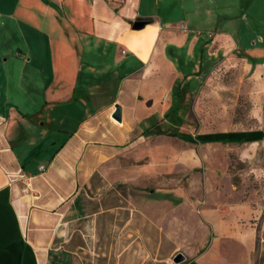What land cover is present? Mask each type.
I'll list each match as a JSON object with an SVG mask.
<instances>
[{
    "label": "crops",
    "instance_id": "1",
    "mask_svg": "<svg viewBox=\"0 0 264 264\" xmlns=\"http://www.w3.org/2000/svg\"><path fill=\"white\" fill-rule=\"evenodd\" d=\"M158 1L164 2L145 0L144 8V0H0V24H17L18 19L29 27L40 24L65 45L55 51L50 33L37 30L48 39L51 83L43 94L44 114L33 117L34 121L17 113L0 84L4 98L0 100V264H174L179 253L185 258L180 264H249L255 232L241 224L251 218L245 203H216V198L194 199V194L188 198L177 187L151 188L137 171L146 154L129 153L132 145L162 139L163 135L145 138V129L156 124L173 128L165 116L177 100L172 96L171 101L172 88L184 79L174 63L166 62L167 79L155 91L148 89L145 83L157 72L154 57L160 52L157 38L150 43L148 34L152 29L157 33L166 30L168 45L186 46L187 57L193 56L199 36L187 42L182 38L188 33L173 38L174 24L154 12ZM179 1L185 11L186 0ZM260 1L264 2H244L251 9ZM192 15L198 16L199 11ZM249 16L254 20L264 17ZM136 19L146 22L137 34L132 29ZM180 26L187 31L190 22L184 20L174 30L178 32ZM109 34L120 36L132 60L126 55L121 69L117 60L99 66L79 64L85 52L75 40ZM220 50L222 54L218 53L207 75L187 79L193 88L189 113L196 109L204 83L219 60L240 59L250 69L247 59L264 57V46L243 49L228 38L211 43L213 56ZM192 56L187 60L192 61ZM196 70L194 65L191 72ZM114 84L115 93L106 95ZM74 90L78 99L72 101ZM115 104L122 109L121 123L111 119ZM50 123L59 124L62 131L48 132ZM257 135L182 136L220 145ZM44 142L46 147L38 158L28 161L29 153ZM191 212L193 223L185 218Z\"/></svg>",
    "mask_w": 264,
    "mask_h": 264
},
{
    "label": "rangeland",
    "instance_id": "2",
    "mask_svg": "<svg viewBox=\"0 0 264 264\" xmlns=\"http://www.w3.org/2000/svg\"><path fill=\"white\" fill-rule=\"evenodd\" d=\"M208 1L186 0V16L179 0L158 1L154 8L159 19L174 24L170 31L173 38L180 39L185 36L182 33H188L186 38H182L187 42L199 35L196 49L191 55L197 72L201 54L203 72L210 69L213 61L218 60V53L221 55L222 51H217L216 56H213L209 49L211 43L219 39L233 40L243 49H262L264 17L254 20L249 15L264 16V2L255 3L250 9L245 5V0H214L213 5ZM142 5L146 8L145 0ZM194 11H199V15H192ZM187 19L190 22L189 29L183 32L178 28L176 32L175 27ZM18 21L20 22L17 24H0V84L9 102L21 108V111H24L23 107L30 101L34 103V110H37L43 101L40 92L49 79L50 68L48 39L39 35L37 30L50 33L53 39L51 48L55 51L64 49L65 45L59 44L50 29L47 31L40 24L29 27L26 21ZM163 29L166 28L163 26ZM158 33L157 29H152L147 36L150 43L157 38L156 48L160 50L154 57L158 65L157 72L148 77L145 83L152 91L156 87L158 89L169 75L166 66V62H170L166 30ZM75 41L85 52L79 60L82 66H99L100 62L112 63L117 60L116 65L121 69L122 59L126 55L132 60V52L120 42V36L109 34L104 38ZM136 41L138 40L134 39L133 42ZM173 47L181 50L182 54L185 53L186 58L191 57H187L186 46L178 47L173 44ZM26 54L28 56L25 59ZM224 59L219 60L218 66L209 74L196 109L189 113L186 120L183 118L186 124L177 133L196 136L220 132H251L258 134V137L241 143L219 145L197 141L189 143L176 136L170 139L160 136L161 140L148 141L145 146L132 145L129 153L146 154L147 159L138 163L142 165L137 166V171L151 188L177 187V191L188 198H192L191 195L194 194V199L202 200L209 196L216 198V203H245L249 212L251 211V218L241 224L255 232V244L249 264H264V261L260 262L264 260V57L247 59L250 69L240 59L233 58L232 61L223 62ZM174 67L176 68L175 65ZM116 85L104 90L106 95L114 94ZM28 89L33 90L31 98L23 93ZM87 92L94 93V89H88ZM41 114L44 112L41 111ZM139 131L140 128L136 133ZM192 215L193 212L185 213V218L191 219L193 223L195 218Z\"/></svg>",
    "mask_w": 264,
    "mask_h": 264
},
{
    "label": "trees",
    "instance_id": "3",
    "mask_svg": "<svg viewBox=\"0 0 264 264\" xmlns=\"http://www.w3.org/2000/svg\"><path fill=\"white\" fill-rule=\"evenodd\" d=\"M171 47V48H170ZM168 52L170 54V57L168 56V59L170 60L171 63H174V65L176 66V69L181 72L182 76H183V80L180 81L179 83L175 84V86L172 88L171 93L173 96V99L176 98V103L173 107V110L167 114L165 116V119H167L168 121L172 122V127L173 128H163V126L156 124L153 125L147 129H145V131L142 133L143 136L149 137V136H167V137H172L174 138L175 136L187 141V142H193L195 143L196 141L192 140V139H188L187 137H184L182 135H180L179 133H177L178 128L184 123L183 122V118L186 114H189V112L191 111V107L190 104L193 100V94L191 95V91L193 90V88L190 86L191 85V81L192 80H188V77L191 78H196L199 76H205L208 74V72L210 71V69L214 66V64H216V61H213V65L210 67L209 70H207L206 72H203V68H202V54L200 55V66H199V71L198 72H191L195 62H193V60H187L188 58H186L185 53L182 54L183 52L177 48H172V46L168 47ZM203 53V50L202 52ZM188 61V62H187ZM184 65H186V67H184ZM192 68V69H191ZM191 70V71H190ZM23 78V77H22ZM24 80V78L22 79ZM51 81V74H49V79L47 81H45L44 86L41 88V92H40V96L43 97L44 91L47 89V87H49L50 82ZM197 89V88H196ZM33 90L32 89H28V90H24V94L25 96L27 95L28 97L31 96ZM78 91L74 90L72 93V101H75L78 99L77 96ZM31 98V97H30ZM3 94L0 95V100L2 102L3 100ZM46 106V102L44 100L43 97V101L41 103V107H39V109L34 110V103L32 101L27 102L26 105L23 107L24 111H21V108L19 107H15V109L17 110V113H19V115L22 118L28 117L31 121H34L33 117H36L37 115L41 114V110L43 107ZM9 108V107H8ZM47 131L48 132H61L62 131V126H60L59 124H54V123H50L47 125ZM23 136L20 135L19 136V140H22ZM45 142L38 145L37 147H35L28 155L29 160L31 161L33 159H37L38 155H40L42 153V151L45 149ZM264 260L260 261L263 262Z\"/></svg>",
    "mask_w": 264,
    "mask_h": 264
},
{
    "label": "water",
    "instance_id": "4",
    "mask_svg": "<svg viewBox=\"0 0 264 264\" xmlns=\"http://www.w3.org/2000/svg\"><path fill=\"white\" fill-rule=\"evenodd\" d=\"M146 25V22L141 19H136V21L132 25V29L134 31H139L142 30V28ZM114 112L111 115V119L114 122L121 123V118H122V109L118 104H115L113 106ZM185 260L184 256H182L180 253L176 254L175 257L173 258V263L174 264H180Z\"/></svg>",
    "mask_w": 264,
    "mask_h": 264
},
{
    "label": "built area",
    "instance_id": "5",
    "mask_svg": "<svg viewBox=\"0 0 264 264\" xmlns=\"http://www.w3.org/2000/svg\"><path fill=\"white\" fill-rule=\"evenodd\" d=\"M179 30H181V31H183V32L186 31V29L184 28V26H180V27H179ZM39 171H40V172H43V168H39Z\"/></svg>",
    "mask_w": 264,
    "mask_h": 264
}]
</instances>
